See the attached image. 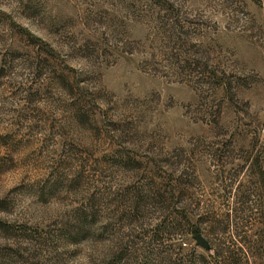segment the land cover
Wrapping results in <instances>:
<instances>
[{"label": "rangeland", "instance_id": "1", "mask_svg": "<svg viewBox=\"0 0 264 264\" xmlns=\"http://www.w3.org/2000/svg\"><path fill=\"white\" fill-rule=\"evenodd\" d=\"M236 238L260 264L264 0H0V264H206Z\"/></svg>", "mask_w": 264, "mask_h": 264}, {"label": "trees", "instance_id": "2", "mask_svg": "<svg viewBox=\"0 0 264 264\" xmlns=\"http://www.w3.org/2000/svg\"><path fill=\"white\" fill-rule=\"evenodd\" d=\"M187 223L189 225V230L191 233H193L194 235H197L198 233H200V230L197 224H192L189 219L187 220ZM235 241H237V244H238V242H241V240L237 238L236 240H234V249H227V247L219 246V248H215L216 256L211 262L204 261L205 256H202L204 258L203 261L206 262V264H249L248 262L249 258H247L246 255L243 256L242 253L240 254V252L243 250L242 246H239V245L236 246ZM261 253L262 252H260V255ZM262 255L263 257L261 259L262 261L260 264H264V254ZM245 256H246V259L244 260Z\"/></svg>", "mask_w": 264, "mask_h": 264}, {"label": "water", "instance_id": "3", "mask_svg": "<svg viewBox=\"0 0 264 264\" xmlns=\"http://www.w3.org/2000/svg\"><path fill=\"white\" fill-rule=\"evenodd\" d=\"M195 238L197 240V243L204 248H208L210 247L209 245V241L208 239L202 234V233H198L197 235H195Z\"/></svg>", "mask_w": 264, "mask_h": 264}]
</instances>
